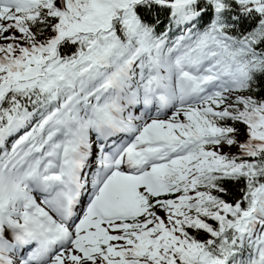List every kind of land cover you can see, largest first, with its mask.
I'll use <instances>...</instances> for the list:
<instances>
[{"label": "snow or ice", "instance_id": "snow-or-ice-1", "mask_svg": "<svg viewBox=\"0 0 264 264\" xmlns=\"http://www.w3.org/2000/svg\"><path fill=\"white\" fill-rule=\"evenodd\" d=\"M0 264H264V0H0Z\"/></svg>", "mask_w": 264, "mask_h": 264}]
</instances>
